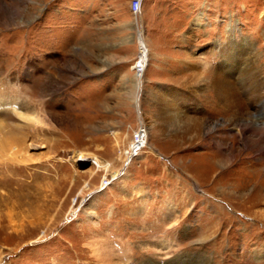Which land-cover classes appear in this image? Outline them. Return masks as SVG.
Wrapping results in <instances>:
<instances>
[{"label": "rangeland", "instance_id": "obj_1", "mask_svg": "<svg viewBox=\"0 0 264 264\" xmlns=\"http://www.w3.org/2000/svg\"><path fill=\"white\" fill-rule=\"evenodd\" d=\"M135 2L0 0V264H264V0Z\"/></svg>", "mask_w": 264, "mask_h": 264}, {"label": "bare ground", "instance_id": "obj_2", "mask_svg": "<svg viewBox=\"0 0 264 264\" xmlns=\"http://www.w3.org/2000/svg\"><path fill=\"white\" fill-rule=\"evenodd\" d=\"M142 4V0H136L135 2V11L136 13H139L141 11V5ZM3 12V11H2ZM5 12V11H4ZM1 13V12H0ZM139 40L141 42V49H142V58H141V65H142V72L140 71V73L138 74V81H137V90L139 88H141V85H142V81L141 79L143 78L144 74L143 72L145 71V69H147L148 65H149V62H150V59H151V52H150V49H149V46L147 44V41H146V37L140 33V37H139ZM251 78L253 80V83L255 85V91L252 93L254 98H257L256 96H264V94H259V93H263L262 91H260L259 89V86L257 83H259L261 81V83H264L263 80H260L259 78V72H257V70L255 68H251L249 69V73L247 74V78ZM214 82H213V85H212V88L213 90L216 91V94L219 98V100L221 102H224L223 104H225L227 106L228 109H232L235 111V113H242L244 112V107H245V102H252V101H247L246 100V97H241L240 93L238 92V90H236V84L235 82L230 78L226 77L224 74L222 73H219L217 72L215 75H214ZM242 78H245V76L242 75L241 79ZM45 88L48 89L50 88L51 86L48 84V82H45ZM139 92V90H138ZM254 93H257V94H254ZM139 93H136L135 95V102L138 104L139 103V100H140V97L138 95ZM141 96V95H140ZM252 96V97H253ZM2 100V99H1ZM259 101V100H258ZM18 99L16 97H9V98H6L3 103L4 106H14L18 103ZM3 103L1 102V104L3 105ZM20 103V102H19ZM251 104V103H250ZM253 104V103H252ZM2 106V108L4 107ZM26 105H24L22 103L19 104V107L20 108H26L25 107ZM30 106V105H29ZM28 107V106H27ZM139 107V106H138ZM6 110V109H5ZM24 110V109H23ZM26 110L28 111H24V112H21L20 115H22L21 117H24L25 119H28L29 121H33V124H26L28 127H31L33 126V128H35L34 130H39L41 128H39L38 126V123L39 122H42L45 120V115H42V114H35V111L32 110L31 108H27ZM143 112V111H142ZM183 112V111H182ZM35 114V115H34ZM145 114V113H144ZM144 117V115H143ZM187 119H193V120H196L198 119V117H196V115H187ZM2 120V118H1ZM146 126L142 127L141 129V132H137L135 134V138L134 140L132 141V143L130 144V146L125 150V153H126V157H127V163L130 161H132L135 157H137L138 155L141 154V151L142 149H144L148 144V138L150 137V134L152 133V130H153V124H145ZM204 125V123H202V126ZM18 126V125H17ZM2 125H1V121H0V131L2 129ZM39 132V131H38ZM6 138V137H5ZM9 138V137H8ZM10 139V138H9ZM13 147H16L14 145V143H11V139H10V143L7 141V139L3 142L0 143V155L3 157L5 154H9V156L11 158L14 157V155L18 152L16 150H12ZM26 152V151H25ZM32 153V152H31ZM23 154V153H21ZM26 154V153H25ZM74 155V154H73ZM8 156V155H7ZM30 156V155H29ZM27 156V157H29ZM75 160L74 161H80V160H85L90 158V154L89 152L87 151H76L75 152ZM15 157H17L15 155ZM19 157V156H18ZM23 157V156H22ZM39 157V156H38ZM42 157V156H41ZM25 158V157H23ZM22 158V159H23ZM28 159V158H27ZM20 160V159H19ZM30 160V158H29ZM26 161V160H25ZM24 161V162H25ZM96 161H98L100 164H102L103 166H106V163L103 159H100L98 158ZM125 163V162H124ZM108 166V165H107ZM106 166V167H107ZM126 168V167H125ZM108 170V168H107ZM124 170V169H123ZM127 170H120L117 172V175L114 176V179H117L119 178V175H122L123 173H125ZM112 181H110L108 183L111 184ZM107 185V186H108ZM106 187V186H105ZM86 204V203H85ZM184 259V258H183Z\"/></svg>", "mask_w": 264, "mask_h": 264}]
</instances>
